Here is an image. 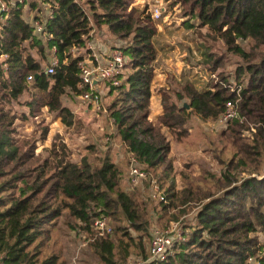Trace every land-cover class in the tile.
Wrapping results in <instances>:
<instances>
[{"label":"trees","instance_id":"1","mask_svg":"<svg viewBox=\"0 0 264 264\" xmlns=\"http://www.w3.org/2000/svg\"><path fill=\"white\" fill-rule=\"evenodd\" d=\"M42 2L58 3L45 23L51 35L47 42L33 32L22 4L0 12L1 264H57V254L42 256L41 252L64 213L87 234L89 246L103 264H116V259L125 263L132 253L143 259L148 255L149 233L139 191L123 188L120 163L112 162L108 154L98 165L86 159L74 162L64 143L53 145L49 155L38 160L34 141L12 137L15 120L25 115L11 113V105L26 92L29 115L35 117L46 108L66 112L70 118L61 97L81 92L78 63L83 59L71 49L86 48L92 20L125 40L121 50L128 72L118 87L109 89L114 95L107 112L127 152L145 171L165 163L170 154V143L159 126L181 143L189 136V112L203 121H215L227 101L236 102L237 116L220 131L234 150L221 161L223 187L200 196L194 225L185 227L184 239L166 260L147 264H264V239L259 238L260 234L264 238V0H180L185 15L196 18L199 26L223 40L227 51L243 59L234 77L240 89L238 94L233 91L226 78L203 91L187 81L178 89H161L163 111L152 124L147 119L158 51L157 28L150 15L134 7L132 0H35L29 6L36 8ZM247 40L251 46L244 49L241 42ZM52 47L58 64L53 73H47L43 64ZM218 67L216 60L211 69ZM28 75L31 85L26 82ZM173 97L185 99L188 107ZM66 122L71 124V119ZM245 130L251 137L244 135ZM165 196L166 202L158 201L163 214L173 205L174 195ZM101 216L116 221L110 234L97 235L92 229L94 219Z\"/></svg>","mask_w":264,"mask_h":264},{"label":"rangeland","instance_id":"2","mask_svg":"<svg viewBox=\"0 0 264 264\" xmlns=\"http://www.w3.org/2000/svg\"><path fill=\"white\" fill-rule=\"evenodd\" d=\"M32 1L35 0H25L26 8ZM132 2L134 7L144 11V15H150L157 28L154 45L158 53L154 62L152 99L147 119L149 123H157L155 122L156 116L163 111L161 89L169 87L178 89L180 84L187 81L197 91H203L218 83L221 78H226L231 83V87L237 86L234 80L235 69L243 63V59L227 51L223 40L214 38L206 26H199L196 18L185 15L186 7L180 0H132ZM157 9L160 14L155 18ZM92 24L93 30L90 38L87 39L91 48L86 45V48H73L71 51L74 55H81L84 58L94 52L105 63V59L109 58V55L104 54L105 51L121 49L125 40L110 32L104 25H96L93 20ZM241 45L244 49H249L251 42L243 41ZM49 58L48 55L43 67L48 65ZM216 60L219 67L212 70L211 65ZM126 63L127 60H125V65ZM127 72L128 69L124 68L122 77ZM241 79V84H243L245 76ZM31 81L27 82V85H31ZM118 86H113L109 81L100 83L96 90L102 100V106L98 111H94L82 102L80 96L84 89L78 85L81 89L80 93L69 92L61 97L62 105L67 107L71 113L70 118L67 117L66 112L48 111L46 108H42L35 117L29 115L27 106L24 104L28 98L26 92L11 105V113L18 115L24 113L25 115V119L15 120L12 137L17 141L25 139L34 141V153L38 160L46 158L53 145L64 143L74 162L79 163L86 159L89 163L98 165L101 159L108 154L112 162L120 163L125 180L122 183L123 188L139 191L138 198L142 207L143 223H145L146 232L149 233V239L145 242L148 252L153 232L166 229L176 222L182 232L185 227L194 225L200 196L207 192H219L223 187L220 177L224 165L221 161L227 160L234 150L220 135L221 129L224 128L223 125L227 122L216 124L215 121H203L189 112L186 124L189 136L181 143L174 141L165 126H159L161 127L160 133L170 143V154L165 163L151 169L148 173L152 178L156 177V183L165 195L168 193L174 195L171 199L173 205L168 206L166 213L163 214L159 202L148 196L152 189L150 181L142 180L133 189L128 187L130 154L125 144L119 139L115 124L107 112V106L114 95V93L109 94V89ZM173 100L178 104H187L185 99L177 100L173 97ZM68 119H71V124L66 122ZM44 129H47L46 134H44ZM244 135L251 137L250 132L246 130ZM169 201L170 199L168 203ZM161 214L163 217L160 219ZM109 222L111 226L116 224L114 220H109ZM122 223L124 224V221ZM73 224L76 222L64 213L51 230L50 239L42 247L41 255L46 256L54 252L58 255L57 264H103L93 248L89 246L87 234L74 227ZM129 231L132 235L137 234L133 229ZM111 235L116 238L119 236L114 233ZM259 238L260 241L264 239L261 234ZM139 258L140 256L132 253L125 263L115 259L116 264H126L135 262Z\"/></svg>","mask_w":264,"mask_h":264},{"label":"built area","instance_id":"3","mask_svg":"<svg viewBox=\"0 0 264 264\" xmlns=\"http://www.w3.org/2000/svg\"><path fill=\"white\" fill-rule=\"evenodd\" d=\"M14 4H22L23 6H26L25 0H0V12H7L9 6ZM42 4L44 5V8L37 10V15L30 21V23L35 35L43 42H47L51 35L47 32L45 23L47 19L52 16L58 3L42 2ZM159 14L160 11L157 9L156 15H154L155 18H157ZM88 44L89 43H87L88 48H91ZM107 55H109V58L105 59V63H103L102 60H100L101 57L94 52L89 53L88 56H86L87 58L85 57L86 59L83 57L78 63L80 75L79 87L84 89L80 97L82 102L87 104L94 111H98L102 106V100L96 90L100 83L109 81L113 86H118L122 80V72L125 68L126 56L121 49H112ZM49 57L48 65L45 67V70L47 73H53L55 66L58 64L54 47L50 48ZM31 80L32 76L28 75L26 77V82H30ZM208 89L212 88L209 87ZM231 89L238 94L240 86L237 85L231 87ZM236 116V102L229 100L225 104L224 111L219 115L215 122L216 124L226 123ZM128 169L127 179L129 189L137 187L142 180H148L152 184V189L148 193L149 198L166 202V196L159 185H157L155 178H152L149 173L142 168L134 156H129ZM91 227L97 235H106L112 232V226L104 216L95 218ZM178 227V223L176 222L169 225L166 229H160L153 232L149 243L148 256L145 259L139 258L135 262H129L126 264H147L153 261L158 262L166 260L167 256L172 252L174 245L184 239V231H180ZM262 252H264V247Z\"/></svg>","mask_w":264,"mask_h":264},{"label":"crops","instance_id":"4","mask_svg":"<svg viewBox=\"0 0 264 264\" xmlns=\"http://www.w3.org/2000/svg\"><path fill=\"white\" fill-rule=\"evenodd\" d=\"M39 6H41L42 9L44 8V5L43 4H39ZM38 9H40V7H38V6L36 8L35 7L32 8L29 5H28V8H26V6H24L23 10H24V17H25V19L28 22H30L37 15L36 12H37ZM105 50H107V49H105ZM108 52L109 51H105L104 54H107ZM154 72H155V67H154ZM151 99H152V96H151ZM150 103H151V101H150Z\"/></svg>","mask_w":264,"mask_h":264},{"label":"water","instance_id":"5","mask_svg":"<svg viewBox=\"0 0 264 264\" xmlns=\"http://www.w3.org/2000/svg\"><path fill=\"white\" fill-rule=\"evenodd\" d=\"M94 82H95V81H94ZM185 106H186V107H188V105H187V104H185Z\"/></svg>","mask_w":264,"mask_h":264}]
</instances>
